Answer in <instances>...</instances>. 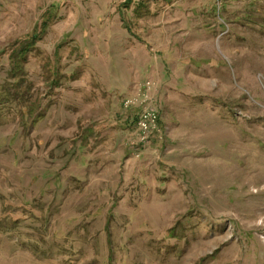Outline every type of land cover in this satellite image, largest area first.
<instances>
[{"label":"rangeland","instance_id":"rangeland-1","mask_svg":"<svg viewBox=\"0 0 264 264\" xmlns=\"http://www.w3.org/2000/svg\"><path fill=\"white\" fill-rule=\"evenodd\" d=\"M0 264H264V0H0Z\"/></svg>","mask_w":264,"mask_h":264},{"label":"built area","instance_id":"built-area-1","mask_svg":"<svg viewBox=\"0 0 264 264\" xmlns=\"http://www.w3.org/2000/svg\"><path fill=\"white\" fill-rule=\"evenodd\" d=\"M155 83L144 81L136 90L123 101V108L135 113L134 127L137 132L139 144L148 146L153 136L159 132V109L154 97Z\"/></svg>","mask_w":264,"mask_h":264},{"label":"trees","instance_id":"trees-1","mask_svg":"<svg viewBox=\"0 0 264 264\" xmlns=\"http://www.w3.org/2000/svg\"><path fill=\"white\" fill-rule=\"evenodd\" d=\"M47 28V23L44 21L40 25L39 32H34V34L24 42L23 46L16 52V54L10 56L9 62L11 64V69L9 70V75L13 74L14 76H18L22 73V67L20 64L22 62L21 57H24V55L29 50V47H34L42 40L47 31Z\"/></svg>","mask_w":264,"mask_h":264}]
</instances>
